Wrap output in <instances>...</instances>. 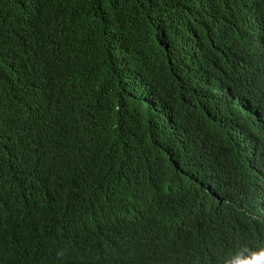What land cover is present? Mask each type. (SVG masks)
Instances as JSON below:
<instances>
[{"label":"trees","instance_id":"trees-1","mask_svg":"<svg viewBox=\"0 0 264 264\" xmlns=\"http://www.w3.org/2000/svg\"><path fill=\"white\" fill-rule=\"evenodd\" d=\"M241 246H264V0H0V264Z\"/></svg>","mask_w":264,"mask_h":264},{"label":"clouds","instance_id":"clouds-1","mask_svg":"<svg viewBox=\"0 0 264 264\" xmlns=\"http://www.w3.org/2000/svg\"><path fill=\"white\" fill-rule=\"evenodd\" d=\"M224 264H264V246H241L227 257Z\"/></svg>","mask_w":264,"mask_h":264}]
</instances>
